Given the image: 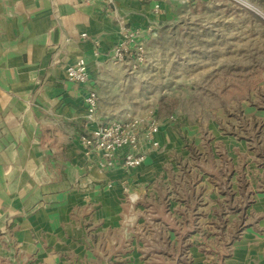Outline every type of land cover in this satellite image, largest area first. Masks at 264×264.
Returning <instances> with one entry per match:
<instances>
[{"label":"crops","instance_id":"obj_1","mask_svg":"<svg viewBox=\"0 0 264 264\" xmlns=\"http://www.w3.org/2000/svg\"><path fill=\"white\" fill-rule=\"evenodd\" d=\"M187 1L113 0L114 12L109 13L107 0H0V264H172L159 263L152 254L147 258L141 239L149 237L154 249L165 241L168 252H180V231L189 229L192 214L207 204V189L218 190L209 181L212 167L195 169L193 164L194 153L203 154L200 142L207 128L219 161H228L219 172L226 175L232 193L244 194L246 187L248 212L258 216V225L250 227L236 252L264 264V205H256L264 204V103L237 99L231 105L237 110L234 116L219 104L217 117L181 119L177 125L159 118L160 147L132 169L123 166L121 151L113 166L101 168L100 157L82 144L81 136L107 119L99 84L110 67L125 64L109 58L122 29L144 30L149 46L178 22ZM79 57L85 58L89 86L99 95L92 119L84 104L88 87L66 75V66ZM238 115L248 129L255 122L260 125L251 141L234 133ZM203 146L210 153L208 139ZM130 200L138 215L127 227L128 236L123 221ZM150 209L159 218L148 217Z\"/></svg>","mask_w":264,"mask_h":264},{"label":"rangeland","instance_id":"obj_2","mask_svg":"<svg viewBox=\"0 0 264 264\" xmlns=\"http://www.w3.org/2000/svg\"><path fill=\"white\" fill-rule=\"evenodd\" d=\"M187 5L179 13L178 22L166 27L157 40L149 44L143 65L137 69L128 64L120 69L109 68L104 83L99 84L103 95L101 108L107 119H124L127 113L141 115L153 110L158 118L171 119L177 125L181 119L192 122L217 117L219 104L234 116L237 110L231 107L233 102L245 99L252 83L264 86V0H188ZM263 86L259 94L249 91L248 96L263 104ZM206 130L203 137L211 145L210 153L203 146L205 138L202 137L203 154L194 153L193 164L195 169L203 165L212 167L209 181L219 187L218 190L207 189L206 195L204 193L207 204L200 205L192 214L190 223L193 224L187 228L199 232L192 236L193 232L190 235V230L183 227L180 231L183 246L174 255L168 252L165 241H161L157 249L150 247V238L146 236H142L141 247L147 258L152 254V259L157 258L159 263L194 264L197 259L199 264H255L254 257L237 253L236 249L246 241L258 216L248 212L251 203L247 201L246 187L244 194L232 193L226 175L219 172L221 164L228 161H219L212 134L208 128ZM210 182L207 183L211 185ZM199 196L196 195L198 200ZM129 204L123 221L128 236L127 227L133 225L138 215L131 208V200ZM174 206L171 203V209ZM152 214L159 218L151 209L146 213L148 217ZM197 217L202 218L197 220ZM170 221L171 225L176 223ZM138 232L143 235L144 230L140 228ZM152 259L150 263L155 262Z\"/></svg>","mask_w":264,"mask_h":264},{"label":"built area","instance_id":"obj_3","mask_svg":"<svg viewBox=\"0 0 264 264\" xmlns=\"http://www.w3.org/2000/svg\"><path fill=\"white\" fill-rule=\"evenodd\" d=\"M93 2L95 0H81ZM155 11H160L156 5ZM107 12H114L113 0H107ZM150 31V29H148ZM82 37L86 33L81 34ZM147 34L140 28L124 27L119 43L110 52L109 58L116 63H130L134 69L146 62L148 55ZM95 55H99V42L95 41ZM67 79L88 87L84 104L90 118L98 112L99 95L89 86L90 70L84 57H79L66 66ZM160 120L157 114L150 110L141 115L127 113L124 119H106L99 121L89 135H82V144L88 152H94L100 157L99 166H113L118 152L123 154V166L132 169L140 166L152 150L160 147L157 133Z\"/></svg>","mask_w":264,"mask_h":264},{"label":"trees","instance_id":"obj_4","mask_svg":"<svg viewBox=\"0 0 264 264\" xmlns=\"http://www.w3.org/2000/svg\"><path fill=\"white\" fill-rule=\"evenodd\" d=\"M251 87H250V92H252V91H254L256 94H259V92H260V90H261V87H260V84H258V82L257 83H252L251 85H250ZM249 91H247L245 94V97L246 98H250V96H248L249 94H247V93H249ZM238 127H239V130H242V131H245V133H240V131L238 130H236L234 133L237 135V136H241V135H243V137L244 138H247L249 141H251L252 140V138H253V135H251L253 132H255L256 131V134H257V130H259V127H260V125L258 124V122H255L254 123V125H252V128L251 129H248V127H247V125L244 123V120L242 119V117L240 116V115H238ZM232 125V124H231ZM232 127H233V125H232ZM234 131V130H233ZM251 132V133H250ZM256 136V135H255ZM183 140H184V143H185V145L186 146H188L189 144H188V141L186 140V138L183 136ZM190 147V146H189ZM192 150H193V147H190ZM258 148V147H257ZM263 150H264V148H263ZM194 151V150H193ZM263 151L261 150L260 151V153H262ZM196 198V196L194 197V199ZM182 199L186 202V200L185 199H188L187 197L186 198H184V197H182ZM184 216H185V214H184ZM183 221L184 222H186V218H184L183 219Z\"/></svg>","mask_w":264,"mask_h":264}]
</instances>
